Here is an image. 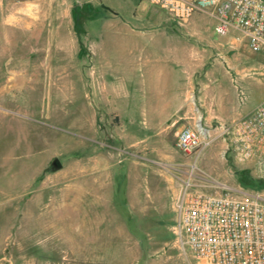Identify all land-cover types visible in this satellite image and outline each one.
<instances>
[{"label":"rangeland","instance_id":"obj_1","mask_svg":"<svg viewBox=\"0 0 264 264\" xmlns=\"http://www.w3.org/2000/svg\"><path fill=\"white\" fill-rule=\"evenodd\" d=\"M212 23L0 0V264H196L173 232L183 183L264 198V159L234 163L219 130L264 99V59ZM189 53L192 76L175 61ZM183 98L194 116L177 119ZM181 127L201 141L188 156Z\"/></svg>","mask_w":264,"mask_h":264},{"label":"built area","instance_id":"obj_2","mask_svg":"<svg viewBox=\"0 0 264 264\" xmlns=\"http://www.w3.org/2000/svg\"><path fill=\"white\" fill-rule=\"evenodd\" d=\"M178 26L194 13L212 20L218 36L239 33L246 48L264 59V0H146ZM232 160L245 164L264 159V99L243 116L219 126ZM175 147L185 156L201 141L181 127ZM175 204L174 235L196 264H264V198L229 191L207 194L183 183Z\"/></svg>","mask_w":264,"mask_h":264},{"label":"crops","instance_id":"obj_3","mask_svg":"<svg viewBox=\"0 0 264 264\" xmlns=\"http://www.w3.org/2000/svg\"><path fill=\"white\" fill-rule=\"evenodd\" d=\"M134 1L137 5H141L143 3H145L146 5H150L146 0H134ZM104 22H108V21H104ZM216 36H218V35H216ZM218 37H221V36H218ZM200 58H201L200 53H197V54L189 53L187 56H184V57H180V56L175 57V61H177L180 64L177 67L182 69L183 74L189 73L192 76V73H190V71L192 72V70L195 68L194 63H196V62L199 63L201 61ZM183 102H184V104L182 105V107L179 106L175 112L178 114L177 119H181V118L183 119L186 116H194V107L191 105L188 106L187 104H185L184 98H183ZM195 111L197 112L198 110H195ZM203 119L208 123L209 120H211V117H210V115H204Z\"/></svg>","mask_w":264,"mask_h":264},{"label":"water","instance_id":"obj_4","mask_svg":"<svg viewBox=\"0 0 264 264\" xmlns=\"http://www.w3.org/2000/svg\"><path fill=\"white\" fill-rule=\"evenodd\" d=\"M59 167V164L56 161L52 162V168L56 169Z\"/></svg>","mask_w":264,"mask_h":264}]
</instances>
